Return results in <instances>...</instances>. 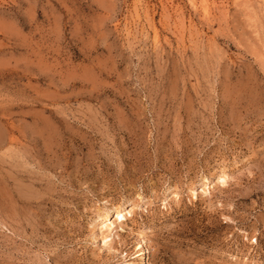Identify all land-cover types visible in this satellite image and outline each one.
<instances>
[{
    "label": "rangeland",
    "instance_id": "374dc122",
    "mask_svg": "<svg viewBox=\"0 0 264 264\" xmlns=\"http://www.w3.org/2000/svg\"><path fill=\"white\" fill-rule=\"evenodd\" d=\"M0 264H264V0H0Z\"/></svg>",
    "mask_w": 264,
    "mask_h": 264
},
{
    "label": "bare ground",
    "instance_id": "6f19581e",
    "mask_svg": "<svg viewBox=\"0 0 264 264\" xmlns=\"http://www.w3.org/2000/svg\"><path fill=\"white\" fill-rule=\"evenodd\" d=\"M221 178L223 179L224 177L220 176V179ZM202 192L203 193H209V192H211L210 186H208V183H206V184H204V186H202ZM193 194L194 195H197L196 193H193ZM115 213H116L115 221H111L112 216ZM133 213H134V210H133V207L132 206H131V208L130 207L129 208L128 207L122 208V206H119V205L118 206L117 205H110V206H108V208L106 210L105 216L104 217L102 216L103 217V220L102 221L105 222V223L100 227L101 233L103 234L102 237H103L104 241H105V239L108 236H110V234L113 232V230L117 228V225L115 223L118 220V217H121L122 218V219H120L119 224H118L119 226H122L124 224L125 220L127 219V216L130 215V217H132L133 216ZM103 228H105V230ZM144 251H145L144 253L147 254V252L149 251L148 250V247L144 248Z\"/></svg>",
    "mask_w": 264,
    "mask_h": 264
}]
</instances>
